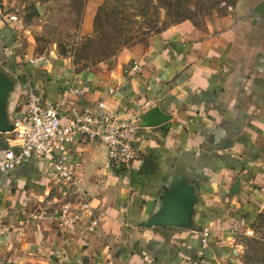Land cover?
I'll use <instances>...</instances> for the list:
<instances>
[{
  "label": "crops",
  "instance_id": "1",
  "mask_svg": "<svg viewBox=\"0 0 264 264\" xmlns=\"http://www.w3.org/2000/svg\"><path fill=\"white\" fill-rule=\"evenodd\" d=\"M12 41L0 26V69L16 81L12 118L22 115L26 87L49 102L61 89L78 87L80 106L103 99L127 118L159 107L170 119L139 127V158L128 172L109 165L101 144L68 146L89 211L81 209L77 189L67 190L36 159L0 174V264L226 260L230 228L251 223L264 207V0H237L231 12L202 25L180 23L147 46L123 50L110 69L75 74L46 61L23 71L9 52ZM8 150L17 152L18 141L0 134V157ZM186 186L195 199L187 225H143L165 197ZM73 211L81 221L62 233L59 220ZM91 220L98 222L94 232L87 229Z\"/></svg>",
  "mask_w": 264,
  "mask_h": 264
},
{
  "label": "rangeland",
  "instance_id": "2",
  "mask_svg": "<svg viewBox=\"0 0 264 264\" xmlns=\"http://www.w3.org/2000/svg\"><path fill=\"white\" fill-rule=\"evenodd\" d=\"M236 1L0 0V26L12 33L9 52L21 70L48 61L79 74L113 64L123 50L147 46L180 23L224 16ZM229 231L234 239L221 264H264V207L251 223Z\"/></svg>",
  "mask_w": 264,
  "mask_h": 264
},
{
  "label": "built area",
  "instance_id": "3",
  "mask_svg": "<svg viewBox=\"0 0 264 264\" xmlns=\"http://www.w3.org/2000/svg\"><path fill=\"white\" fill-rule=\"evenodd\" d=\"M83 94L82 88L70 87L49 102L34 88L26 87L22 115L12 121L11 133L18 141V151L8 150L0 157V174L7 175L28 159H36L44 163L67 190L77 189L83 200L81 209L89 211L91 207L84 201L85 194L78 189L75 167L68 159V146L80 142L101 144L106 148L109 165L128 172L139 158L136 146L139 125L135 118L126 117L125 110L111 111L103 99L80 106L74 100ZM108 94L111 96L114 91L110 89ZM261 165L264 169V160ZM259 191L264 195V186ZM79 221L80 211L65 213L59 220V230L69 233ZM97 227L98 222L91 220L87 229L94 232ZM207 238L205 230L202 245H206Z\"/></svg>",
  "mask_w": 264,
  "mask_h": 264
},
{
  "label": "water",
  "instance_id": "4",
  "mask_svg": "<svg viewBox=\"0 0 264 264\" xmlns=\"http://www.w3.org/2000/svg\"><path fill=\"white\" fill-rule=\"evenodd\" d=\"M16 88V81L0 69V134L11 133L14 129L10 122L9 100ZM139 127H156L170 119L159 107H152L148 111L134 117ZM235 185L234 189H236ZM182 187L173 190L165 197L154 212V216L146 221L145 227H184L190 222L195 199L189 190ZM182 201V202H181Z\"/></svg>",
  "mask_w": 264,
  "mask_h": 264
},
{
  "label": "trees",
  "instance_id": "5",
  "mask_svg": "<svg viewBox=\"0 0 264 264\" xmlns=\"http://www.w3.org/2000/svg\"><path fill=\"white\" fill-rule=\"evenodd\" d=\"M107 58H110V57H107ZM109 64H111V63H107L105 66H102V67H106V69H110V65ZM24 86V85H23ZM64 89H67V88H64ZM64 89H61L60 90V92H59V94L64 90ZM14 118L16 117L15 115L13 116Z\"/></svg>",
  "mask_w": 264,
  "mask_h": 264
}]
</instances>
